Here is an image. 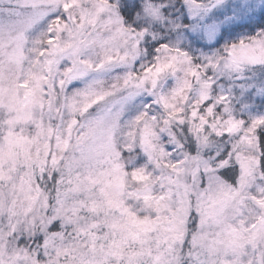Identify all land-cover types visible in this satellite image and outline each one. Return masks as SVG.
<instances>
[{
    "label": "snow or ice",
    "instance_id": "snow-or-ice-1",
    "mask_svg": "<svg viewBox=\"0 0 264 264\" xmlns=\"http://www.w3.org/2000/svg\"><path fill=\"white\" fill-rule=\"evenodd\" d=\"M0 264H264V0H0Z\"/></svg>",
    "mask_w": 264,
    "mask_h": 264
}]
</instances>
